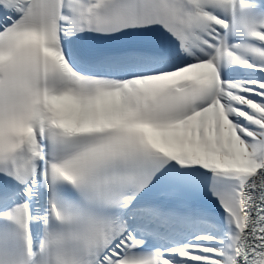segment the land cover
I'll return each mask as SVG.
<instances>
[{
	"label": "snow or ice",
	"instance_id": "snow-or-ice-1",
	"mask_svg": "<svg viewBox=\"0 0 264 264\" xmlns=\"http://www.w3.org/2000/svg\"><path fill=\"white\" fill-rule=\"evenodd\" d=\"M0 264H264V0H0Z\"/></svg>",
	"mask_w": 264,
	"mask_h": 264
}]
</instances>
